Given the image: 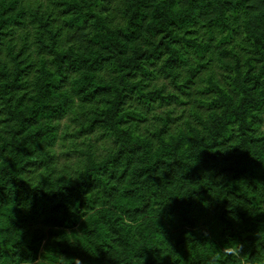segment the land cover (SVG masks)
Listing matches in <instances>:
<instances>
[{
	"label": "trees",
	"instance_id": "1",
	"mask_svg": "<svg viewBox=\"0 0 264 264\" xmlns=\"http://www.w3.org/2000/svg\"><path fill=\"white\" fill-rule=\"evenodd\" d=\"M0 264H264V0H0Z\"/></svg>",
	"mask_w": 264,
	"mask_h": 264
},
{
	"label": "rangeland",
	"instance_id": "2",
	"mask_svg": "<svg viewBox=\"0 0 264 264\" xmlns=\"http://www.w3.org/2000/svg\"><path fill=\"white\" fill-rule=\"evenodd\" d=\"M61 128L63 126L64 123H69L70 125H72V123L70 121H68V119H62L61 120ZM63 130V129H62ZM62 130L60 129V133L62 132ZM70 131V128L69 130ZM60 135V134H59ZM73 137H65L64 139H58L57 140V143H56V146H55V150L57 152L58 155H60V161H66L70 166H75V162L77 160V157H79V154L78 152H73V151H70L69 147H70V144H71V141H73L72 139ZM76 140V139H75ZM101 145V142H97L96 143V146L99 148ZM63 151L64 152H67V156L64 154L63 155Z\"/></svg>",
	"mask_w": 264,
	"mask_h": 264
}]
</instances>
